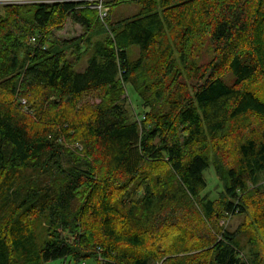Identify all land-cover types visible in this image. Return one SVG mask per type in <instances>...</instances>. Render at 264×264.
<instances>
[{
	"label": "trees",
	"instance_id": "obj_1",
	"mask_svg": "<svg viewBox=\"0 0 264 264\" xmlns=\"http://www.w3.org/2000/svg\"><path fill=\"white\" fill-rule=\"evenodd\" d=\"M129 2L0 9V264H264V0Z\"/></svg>",
	"mask_w": 264,
	"mask_h": 264
},
{
	"label": "rangeland",
	"instance_id": "obj_2",
	"mask_svg": "<svg viewBox=\"0 0 264 264\" xmlns=\"http://www.w3.org/2000/svg\"><path fill=\"white\" fill-rule=\"evenodd\" d=\"M138 11H139L138 6L136 4H134L133 2H123L121 4H118L114 8V12L120 18H125V17L127 18L130 16H133V15L137 14ZM105 28L107 29V26ZM108 32H109V30H108ZM83 34H84V31L82 30V28L80 26L73 25L71 22H66V24L63 26L62 31L59 33H56L55 36L57 38H60V39L71 40L73 38H78V37L82 36ZM106 35L108 37H110V32H109V34H106ZM137 55H138L137 48L133 47L131 49V57L133 59H135L137 57ZM88 57H89V53L85 55V57L83 58V60L81 61L80 64L75 66V70L77 72H82L85 69L86 61H87ZM69 59L71 60V58H69ZM225 79H226L228 84H231L232 81H231L230 76H227ZM125 90H126V92H125L124 97H127V99H128L129 104L127 107L129 109V112L131 113L132 116H134V118L135 117L140 118L141 113H143L141 101L136 98V95L134 94V92L130 88V86H127ZM203 176H204L206 184H207V188H206L204 194H209L211 199H216L218 196V193L221 191V188L219 186V183L217 181V178L215 176L213 168L209 167L208 169H206L203 173ZM262 180L264 181V176H262ZM241 221H242V219L235 217V218H230V219L226 220L225 222L224 221L220 222L219 225L222 226L223 228L227 229L229 232H234L241 225ZM175 233L176 232H174L173 235ZM165 240H167V239H165ZM47 264H75V263L68 259L66 261L58 260V261L50 262ZM150 264H160V263L151 262Z\"/></svg>",
	"mask_w": 264,
	"mask_h": 264
},
{
	"label": "built area",
	"instance_id": "obj_3",
	"mask_svg": "<svg viewBox=\"0 0 264 264\" xmlns=\"http://www.w3.org/2000/svg\"><path fill=\"white\" fill-rule=\"evenodd\" d=\"M134 0H0V9L17 6H54L61 4L75 5L76 9H89L97 12L100 21L104 22L111 3L129 2ZM34 40L32 39V42Z\"/></svg>",
	"mask_w": 264,
	"mask_h": 264
}]
</instances>
